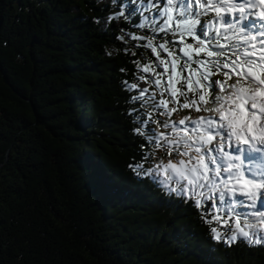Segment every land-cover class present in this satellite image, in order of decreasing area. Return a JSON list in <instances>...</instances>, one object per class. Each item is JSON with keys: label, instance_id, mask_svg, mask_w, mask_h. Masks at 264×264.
Wrapping results in <instances>:
<instances>
[{"label": "trees", "instance_id": "trees-1", "mask_svg": "<svg viewBox=\"0 0 264 264\" xmlns=\"http://www.w3.org/2000/svg\"><path fill=\"white\" fill-rule=\"evenodd\" d=\"M106 3L0 0V264H264L129 169L132 65L93 22Z\"/></svg>", "mask_w": 264, "mask_h": 264}, {"label": "snow or ice", "instance_id": "snow-or-ice-1", "mask_svg": "<svg viewBox=\"0 0 264 264\" xmlns=\"http://www.w3.org/2000/svg\"><path fill=\"white\" fill-rule=\"evenodd\" d=\"M140 141L129 169L229 248L264 245V0H107ZM113 56V52H106ZM128 68H120L127 73Z\"/></svg>", "mask_w": 264, "mask_h": 264}]
</instances>
